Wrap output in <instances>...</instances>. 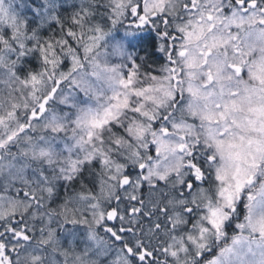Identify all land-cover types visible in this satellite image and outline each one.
<instances>
[{
    "label": "snow or ice",
    "instance_id": "snow-or-ice-1",
    "mask_svg": "<svg viewBox=\"0 0 264 264\" xmlns=\"http://www.w3.org/2000/svg\"><path fill=\"white\" fill-rule=\"evenodd\" d=\"M0 264H264V0H0Z\"/></svg>",
    "mask_w": 264,
    "mask_h": 264
}]
</instances>
